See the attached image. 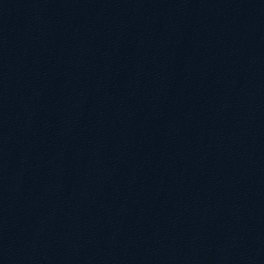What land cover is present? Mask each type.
Here are the masks:
<instances>
[{
  "label": "water",
  "instance_id": "1",
  "mask_svg": "<svg viewBox=\"0 0 264 264\" xmlns=\"http://www.w3.org/2000/svg\"><path fill=\"white\" fill-rule=\"evenodd\" d=\"M0 264H264V0H0Z\"/></svg>",
  "mask_w": 264,
  "mask_h": 264
}]
</instances>
